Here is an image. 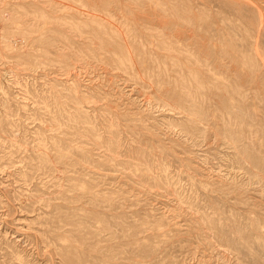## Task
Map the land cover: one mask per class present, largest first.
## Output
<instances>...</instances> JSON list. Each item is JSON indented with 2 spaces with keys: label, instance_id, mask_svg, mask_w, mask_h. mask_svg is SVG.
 I'll return each instance as SVG.
<instances>
[{
  "label": "rangeland",
  "instance_id": "obj_1",
  "mask_svg": "<svg viewBox=\"0 0 264 264\" xmlns=\"http://www.w3.org/2000/svg\"><path fill=\"white\" fill-rule=\"evenodd\" d=\"M0 264H264V0H0Z\"/></svg>",
  "mask_w": 264,
  "mask_h": 264
}]
</instances>
